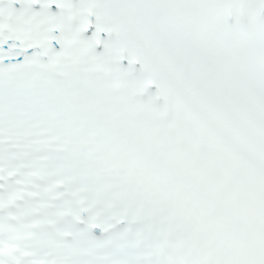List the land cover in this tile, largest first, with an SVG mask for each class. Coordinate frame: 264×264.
I'll use <instances>...</instances> for the list:
<instances>
[{"label":"snow or ice","instance_id":"1","mask_svg":"<svg viewBox=\"0 0 264 264\" xmlns=\"http://www.w3.org/2000/svg\"><path fill=\"white\" fill-rule=\"evenodd\" d=\"M0 264H264V0H0Z\"/></svg>","mask_w":264,"mask_h":264}]
</instances>
